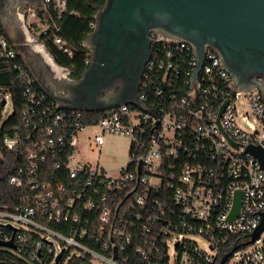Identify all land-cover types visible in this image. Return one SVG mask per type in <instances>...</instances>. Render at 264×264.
<instances>
[{
  "label": "built area",
  "instance_id": "obj_1",
  "mask_svg": "<svg viewBox=\"0 0 264 264\" xmlns=\"http://www.w3.org/2000/svg\"><path fill=\"white\" fill-rule=\"evenodd\" d=\"M65 10L66 0L23 9L31 34L24 43L51 42L73 56L58 33ZM20 46L0 33L2 56L15 59ZM14 67L24 86L22 124H6L15 105L11 89L0 87V156L16 151L28 164L9 178L20 202L0 207V264H221L229 253L223 264L264 263V229L248 243L263 219L264 169L247 150L264 149L263 78L242 88L212 46L201 57L190 41L153 33L142 105L122 103L90 121L87 110L61 106L24 60ZM89 125L100 129L86 138L91 150L101 149L106 132L131 136L119 177L78 155Z\"/></svg>",
  "mask_w": 264,
  "mask_h": 264
},
{
  "label": "water",
  "instance_id": "obj_2",
  "mask_svg": "<svg viewBox=\"0 0 264 264\" xmlns=\"http://www.w3.org/2000/svg\"><path fill=\"white\" fill-rule=\"evenodd\" d=\"M31 1L33 0H25L27 3ZM105 9L101 22L102 27L107 31L109 46L114 47L116 51H119L130 35L139 33L141 28L149 33L148 24L150 22L165 23L168 36L190 41L197 48L201 57H203L205 50L204 42H208L209 45H216L220 49L221 53L219 54L230 72L228 60L239 51L243 53H247V50L264 51V0H108ZM96 17L99 21L100 14L98 13ZM148 45L147 59L150 55V38ZM128 48L129 46H126L125 52ZM104 55L103 49H101L95 56L92 65L79 78L76 88L84 82L87 75L92 76L94 72L97 74L104 68L107 62L104 60ZM121 58L122 56H117L116 61L111 62V65L116 68ZM28 67L43 85L33 69L29 65ZM234 76L240 79L239 73H235ZM256 85L257 82H242L239 86L251 88ZM46 91L61 106L87 111H103L126 102L140 103L137 96L125 101L107 99L101 106H95L90 105L89 102L81 98V94L76 92L75 98L66 100V103L62 104L60 98L52 95L47 89ZM140 104L142 105V103ZM247 150L258 157L264 169V149L250 145ZM239 207L240 191L236 194L231 218L235 217ZM263 229L264 214L261 224L252 233V238L248 243L255 241ZM1 244L8 245L12 242H1ZM230 254L223 256L221 264L227 260Z\"/></svg>",
  "mask_w": 264,
  "mask_h": 264
},
{
  "label": "flooded vegetation",
  "instance_id": "obj_3",
  "mask_svg": "<svg viewBox=\"0 0 264 264\" xmlns=\"http://www.w3.org/2000/svg\"><path fill=\"white\" fill-rule=\"evenodd\" d=\"M107 2L108 0L98 11L100 19L98 21L96 17L94 28L87 38L91 57L88 67L92 65L101 49L105 54L104 60L107 62L99 73L94 72L92 76L87 75L84 82L75 88V91L81 94V98L95 106H101L107 99L125 101L137 97L148 55V39L151 40L153 33L167 35L165 23L150 22L148 24L149 33L141 28L139 33L130 35L119 51H116L114 47L109 46L107 31L101 23ZM203 45L209 44L204 42ZM126 46L129 48L125 52ZM210 46L221 53L216 45L210 44ZM117 56H122L117 64L118 69L111 65V62L116 61ZM228 63L238 86L242 82L254 83L259 77L264 79V51L247 50V53L239 51L228 60ZM235 73L240 74V79L234 76ZM90 94L93 95L89 96Z\"/></svg>",
  "mask_w": 264,
  "mask_h": 264
},
{
  "label": "trees",
  "instance_id": "obj_4",
  "mask_svg": "<svg viewBox=\"0 0 264 264\" xmlns=\"http://www.w3.org/2000/svg\"><path fill=\"white\" fill-rule=\"evenodd\" d=\"M105 3L106 0H66V10L62 12L60 18L57 17L60 25L58 33L72 46L74 55L70 56L62 52L51 42L48 43V48L56 62L61 66L69 67L73 76L81 77L88 67L85 61L90 54L87 47L82 46V43L92 32V24L96 21V15ZM0 33H4L1 22ZM20 61H23L21 55L15 59H9L0 54V87L11 89L15 105V111L6 123L9 127L22 124V110L25 102L24 86L17 79L14 67V64ZM85 114L90 117V121H95L101 112L86 111ZM26 145H29V141L26 142ZM2 155L0 156V207L4 205L13 206L20 202L22 191L10 185L9 178L17 174L19 168L27 165L28 161L12 150L4 149ZM126 194L123 193V196L119 195V197H125ZM54 227L62 230L60 225H54Z\"/></svg>",
  "mask_w": 264,
  "mask_h": 264
},
{
  "label": "crops",
  "instance_id": "obj_5",
  "mask_svg": "<svg viewBox=\"0 0 264 264\" xmlns=\"http://www.w3.org/2000/svg\"><path fill=\"white\" fill-rule=\"evenodd\" d=\"M42 3L43 0H33L30 3L25 0H0V22L4 34L11 40L21 43L20 52L23 60L33 69L44 88L65 104L66 100L73 99L77 95L75 88L80 77L71 75V72L65 73L49 49L39 44L24 43L30 39L31 34L22 10ZM85 41L88 43L87 38Z\"/></svg>",
  "mask_w": 264,
  "mask_h": 264
},
{
  "label": "rangeland",
  "instance_id": "obj_6",
  "mask_svg": "<svg viewBox=\"0 0 264 264\" xmlns=\"http://www.w3.org/2000/svg\"><path fill=\"white\" fill-rule=\"evenodd\" d=\"M67 70L65 71V73ZM238 108L241 110V101H238ZM13 106L12 101L10 102L4 112L5 116H8L12 113ZM99 128L95 125L86 126L84 130L79 133V156L85 161L91 162L93 165H96L98 162L100 166H102L107 175L113 178H117L120 175V168L126 166L129 157H128V149L130 146L131 136L122 135L118 133L106 132L104 134V144L101 149L91 150L89 143L86 141V138L89 134H94V132H99ZM13 225L17 226V223H13ZM195 238L200 246L204 249L209 247V241L200 235H195ZM264 239V232L261 236ZM260 245V243H256V246ZM233 246L229 249L231 250ZM170 253L174 254V240L170 241ZM236 257V256H234ZM264 264V263H262Z\"/></svg>",
  "mask_w": 264,
  "mask_h": 264
}]
</instances>
